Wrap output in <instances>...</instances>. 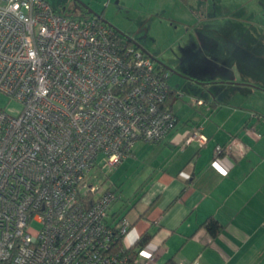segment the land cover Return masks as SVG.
I'll return each mask as SVG.
<instances>
[{"label": "built area", "instance_id": "2783aa9c", "mask_svg": "<svg viewBox=\"0 0 264 264\" xmlns=\"http://www.w3.org/2000/svg\"><path fill=\"white\" fill-rule=\"evenodd\" d=\"M168 79L141 47L90 17L0 0V91L22 107L0 108V264H156L153 253L120 246L130 223L108 221L117 196L100 175L175 127ZM191 143L206 145L201 127Z\"/></svg>", "mask_w": 264, "mask_h": 264}, {"label": "crops", "instance_id": "0c3cea01", "mask_svg": "<svg viewBox=\"0 0 264 264\" xmlns=\"http://www.w3.org/2000/svg\"><path fill=\"white\" fill-rule=\"evenodd\" d=\"M91 1L92 11L118 31L178 21L187 35L198 32L195 45L183 50L186 69L176 75L181 80L168 82L173 94L166 108L175 127L161 143L137 142L115 168L130 171V178L105 187L119 199L110 214L130 223L123 246L148 233L142 252L153 253L156 264L196 258L199 264H264V82L252 78L254 68L264 74V61L251 63L246 56L264 51V43H253V31H246L247 5L256 1V11L263 12V0H149L127 8L124 24L120 12L100 13ZM237 22L246 30L236 31ZM194 127L207 137L205 146L183 144ZM217 146L226 152L216 155ZM208 218L218 227L215 235L203 226Z\"/></svg>", "mask_w": 264, "mask_h": 264}, {"label": "rangeland", "instance_id": "374dc122", "mask_svg": "<svg viewBox=\"0 0 264 264\" xmlns=\"http://www.w3.org/2000/svg\"><path fill=\"white\" fill-rule=\"evenodd\" d=\"M45 1L53 10L64 13L70 16H77L80 15V8L82 5L87 6L90 10H92L86 2L90 0H43ZM105 2V3H104ZM116 0H111L109 7H105L106 0H93L91 1L92 6H97L100 10L99 12H108L109 13H117L120 12V16L118 19L124 24L126 23L124 20L128 17L127 8H139V6H144L149 4V0H143L141 3L140 0H121L124 3L123 7L121 5L116 6L114 4ZM261 5L262 0H260ZM264 2V0H263ZM121 3V4H122ZM248 9L251 10L250 18L247 20L246 24L249 25V28L246 30L245 26L243 27L240 22H237V30L236 31H253V43H264V8L262 9L263 12L256 11L258 10V3L247 5ZM129 13H133V10H129ZM98 14V13H97ZM248 15V16H249ZM124 19V20H122ZM185 22H190L189 20H185ZM187 24V23H186ZM177 26L178 30H175L174 27ZM151 27V28H150ZM149 31H119L129 38H131L135 43H138L140 47L147 52L150 56L155 58L157 61L171 67L174 71H184L185 64L187 60H185L182 56L183 50L185 48L193 47L195 42L198 40V32L197 31H184V28L180 25L178 21H175L173 26L169 27L166 25V22L160 23L159 21L155 22L154 25H148ZM238 38V37H237ZM241 38V37H239ZM245 38H249L251 40L252 36L246 35ZM190 40V42H189ZM251 44V43H249ZM260 44V45H261ZM259 45V46H260ZM264 45V44H263ZM262 45V46H263ZM261 46V47H262ZM261 53H246V56H250L251 63H256L257 61H264V51H259ZM194 61V60H193ZM264 63V62H262ZM253 69V80L254 77L258 81L259 78H263L264 82V74L261 69L259 68ZM260 74V75H259ZM181 80L178 76L174 75L173 73H169V84H174L176 81ZM186 97V96H185ZM184 100H186V98ZM183 100V99H182ZM183 100V101H184ZM0 108L4 109L6 112L11 114H17L21 110V105L15 102L14 100L10 99L5 93L0 91ZM99 174V172H97ZM103 183V188L108 187L109 184L112 183H119L125 182L124 179L130 178V171L129 174H124L121 169H113L111 172L105 174L104 176L100 175ZM127 189V188H126ZM129 190V189H128ZM125 192H128L127 190ZM123 195L127 196V193ZM119 200V199H117ZM31 227L37 228L38 224L31 223Z\"/></svg>", "mask_w": 264, "mask_h": 264}, {"label": "trees", "instance_id": "16d2710c", "mask_svg": "<svg viewBox=\"0 0 264 264\" xmlns=\"http://www.w3.org/2000/svg\"><path fill=\"white\" fill-rule=\"evenodd\" d=\"M97 14V13H96ZM99 16H94L90 13L87 12V10H85L83 7L80 8V16H85V17H90L94 20H96L97 22L104 24L108 27H110L111 29H113L116 34L123 40L125 41L128 45H134L135 42L133 40H131L128 36H126L125 34L119 32L117 29L109 26L102 18L101 14H98ZM79 16V15H78ZM137 46V45H136ZM152 57V56H151ZM152 59L156 62L157 64V68L162 69V71L168 72L166 70V68L163 66L162 63L159 64V62H157V60L155 58L152 57ZM170 73V72H168ZM169 85V84H168ZM170 87V86H169ZM172 92H170L168 94V97L165 101V107L168 104L169 99H171L172 96ZM169 110V109H168ZM109 190V189H108ZM123 214V213H122ZM120 215L116 217L112 216L109 213V217H108V221L110 222V224L115 225L117 222H119L120 220H122L124 217H119ZM203 226L205 227V229L209 232V234L211 235H215L217 232L218 227L216 226V223L213 221V219L208 218L204 223ZM122 239L123 237H119V244L120 246L123 245L122 244ZM150 240V236L148 233L143 234L141 237H139L138 239H136L130 246L128 247H124V251L127 255H131V256H136L141 250H143V248H145L147 246V244L149 243ZM165 264H175L172 260H168Z\"/></svg>", "mask_w": 264, "mask_h": 264}, {"label": "water", "instance_id": "95a60500", "mask_svg": "<svg viewBox=\"0 0 264 264\" xmlns=\"http://www.w3.org/2000/svg\"><path fill=\"white\" fill-rule=\"evenodd\" d=\"M82 7H83L85 10H87L88 13H90V14H92V15H94V16H99L98 14H96V13H94L92 10H90L87 6L82 5ZM157 62H159V61H157ZM160 63H161V62H159V64H160ZM163 66L166 68V70H167L168 72L173 73V74H175V75H179L176 71H174V70L171 69L170 67H168V66H166V65H163ZM200 84H202V83H200Z\"/></svg>", "mask_w": 264, "mask_h": 264}]
</instances>
